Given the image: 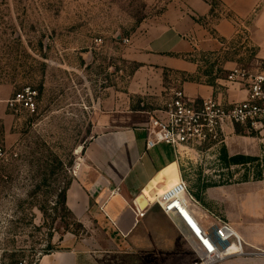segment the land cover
Segmentation results:
<instances>
[{
    "label": "rangeland",
    "instance_id": "374dc122",
    "mask_svg": "<svg viewBox=\"0 0 264 264\" xmlns=\"http://www.w3.org/2000/svg\"><path fill=\"white\" fill-rule=\"evenodd\" d=\"M170 2L0 0V84L37 91L36 112L17 115L8 138L0 123L5 153L0 157V264L40 262L56 252L103 251L105 245L90 242L106 231L95 223L83 227L62 195L88 169L85 155L97 134L95 119L112 97L121 108L152 113L163 108L179 83L199 78L141 69L143 64L129 58L144 24ZM241 30L229 57L240 54L243 62L236 68L263 70L264 29L248 20ZM197 58L203 81L227 79L231 70L219 67L222 57ZM142 83L145 88L135 86ZM237 156L248 160L226 164ZM179 169L204 212L228 221L264 250V133L234 126L211 148H183ZM244 259L264 264V256Z\"/></svg>",
    "mask_w": 264,
    "mask_h": 264
},
{
    "label": "crops",
    "instance_id": "0c3cea01",
    "mask_svg": "<svg viewBox=\"0 0 264 264\" xmlns=\"http://www.w3.org/2000/svg\"><path fill=\"white\" fill-rule=\"evenodd\" d=\"M248 20L253 27L264 29V0H171L163 14L144 24L143 37L132 41L129 58L143 64L141 69H166L199 77L178 82V89L191 99L240 102L247 97L245 85L220 78L210 83L203 81L197 57H222L219 67L227 72L241 66L240 54L230 58L229 51L236 49L234 42ZM135 86L145 88L146 83ZM18 91L12 85L0 84V123L6 138L16 127L17 117L9 111L7 102ZM110 101L107 110L95 119L97 134L85 155L88 169L73 180L66 196L67 208L83 227L95 223L106 231V235L93 236L90 242L105 245L103 251L56 252L44 256L39 264H194L196 257L191 245L160 208L153 212L151 206L141 219L136 213L157 197L158 194L152 196L145 207L140 208L137 202L163 170L176 165L181 174L182 149L177 152L169 145L159 144L147 150L145 127L149 124V112L121 108L117 97ZM227 131L233 132L234 127L228 126ZM193 211L202 222H209L206 216L211 212L205 210L207 215L198 204H194ZM234 229L248 247L260 248L248 243ZM237 260L241 262L234 263ZM247 261L235 258L222 264H249Z\"/></svg>",
    "mask_w": 264,
    "mask_h": 264
},
{
    "label": "built area",
    "instance_id": "2783aa9c",
    "mask_svg": "<svg viewBox=\"0 0 264 264\" xmlns=\"http://www.w3.org/2000/svg\"><path fill=\"white\" fill-rule=\"evenodd\" d=\"M128 42V40H124ZM229 83H242L247 90L246 99L224 104L213 98L194 100L182 90L173 91L163 108L149 113L146 130V149L159 144L180 149L211 148L222 142L227 127L240 126L248 132L264 133V69L249 71L235 68L230 71ZM14 115L23 111L35 113L37 91L26 87L8 102ZM0 147V157L4 156ZM197 201L192 197L182 176L181 181L158 195L145 209H137L138 218H144L148 208L158 206L180 229L195 254L194 264H222L230 259L264 256V250L254 249L244 242L228 221L211 213L202 220L193 211ZM236 250L232 251L231 248ZM16 264H39V261L21 260Z\"/></svg>",
    "mask_w": 264,
    "mask_h": 264
},
{
    "label": "bare ground",
    "instance_id": "6f19581e",
    "mask_svg": "<svg viewBox=\"0 0 264 264\" xmlns=\"http://www.w3.org/2000/svg\"><path fill=\"white\" fill-rule=\"evenodd\" d=\"M180 175V177H179ZM181 181V174L178 173L177 166L172 165L169 168L163 170L158 177L153 180L144 190L142 197L139 199V204L141 207L147 206L152 196L162 194L166 189L172 187L176 183ZM157 195V197H158ZM152 203L156 201V198ZM204 215V214H203ZM232 251H235L236 248L232 247Z\"/></svg>",
    "mask_w": 264,
    "mask_h": 264
},
{
    "label": "trees",
    "instance_id": "16d2710c",
    "mask_svg": "<svg viewBox=\"0 0 264 264\" xmlns=\"http://www.w3.org/2000/svg\"><path fill=\"white\" fill-rule=\"evenodd\" d=\"M210 83V82H208ZM228 161L226 162L227 165H239V164H244L246 163V161L248 160L247 158L245 157H242V156H237V157H232L230 159H227ZM67 190L68 188L63 192V203L66 204V195H67Z\"/></svg>",
    "mask_w": 264,
    "mask_h": 264
},
{
    "label": "water",
    "instance_id": "95a60500",
    "mask_svg": "<svg viewBox=\"0 0 264 264\" xmlns=\"http://www.w3.org/2000/svg\"><path fill=\"white\" fill-rule=\"evenodd\" d=\"M142 197V194H140L139 196H138V198H137V202H138V204H139V198H141ZM139 206H140V204H139ZM140 208H141V206H140ZM142 209V208H141Z\"/></svg>",
    "mask_w": 264,
    "mask_h": 264
}]
</instances>
